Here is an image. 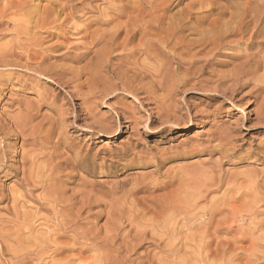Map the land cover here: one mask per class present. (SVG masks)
I'll list each match as a JSON object with an SVG mask.
<instances>
[{
    "label": "rangeland",
    "instance_id": "374dc122",
    "mask_svg": "<svg viewBox=\"0 0 264 264\" xmlns=\"http://www.w3.org/2000/svg\"><path fill=\"white\" fill-rule=\"evenodd\" d=\"M112 1L0 0V264H264V91L246 82L231 95L229 84L204 81L206 75L193 81H202L194 90L191 82L158 91V100L140 92L93 93L83 85L87 76H78L85 61L75 56L96 29L115 25L101 26L121 11L113 4L135 0H114V11ZM146 1L170 5L157 16L190 14V26L208 7L224 12L200 28L226 20L230 5L245 2ZM49 17L57 22L42 27ZM246 37L231 39L237 42L208 71L223 75L237 63L229 57L255 51ZM170 194L181 195L175 211L186 209L187 221L162 210ZM166 228L177 229L176 239L150 235Z\"/></svg>",
    "mask_w": 264,
    "mask_h": 264
},
{
    "label": "bare ground",
    "instance_id": "6f19581e",
    "mask_svg": "<svg viewBox=\"0 0 264 264\" xmlns=\"http://www.w3.org/2000/svg\"><path fill=\"white\" fill-rule=\"evenodd\" d=\"M119 1H121V0H119ZM256 1L255 0H254V2L252 0H249V1L245 0V2L240 1L241 4L239 2V3H237L238 5L231 3L234 5L228 4V5H230L228 8H227L228 5H226L225 8H227L228 12H230L231 10H234V13L233 12L229 13V17L227 19L225 16L226 20L218 19L221 16L216 17L215 20H210L209 24L206 27L204 26L205 28L204 27L200 28L198 24L202 23L204 21V19L208 18L209 16H211V15L213 16V13H215V10L209 9V7H208V13L204 14L202 16V18H200V19H194L195 22L190 26V25H187L191 20L190 14L188 16L186 15L187 16L186 17L183 13H181L185 17H183V18L181 17L180 19L174 18V17H176V12H175V15L173 13L174 17H171V18H165L164 15H158V16L156 15L157 13H159L161 11L165 12L169 9L170 5H166L167 2L160 3V1H159L158 3H160V4H157V2L154 3L152 1L135 0L134 2L131 1V3L129 5L127 3V5H125V6L124 5L120 6L121 4L120 5L113 4V5L117 6V8L119 6L121 11H119V13L117 12V14L115 13L114 17L110 16L111 18L109 20H107L106 22H104L101 26H103L104 24L109 25L111 23H115V25L113 27L109 26V27H111V29H108V30L106 29V30L99 31V29L98 30L96 29V31L91 33V35L89 37L87 36L88 34L85 35L88 38H90L89 42L86 44L84 43V47H83L84 51L82 52V54L75 56V59L80 60L81 62L85 61L84 65L81 66L80 68H78V73H79L78 76H80V75L87 76L84 80L83 85H87L89 88H91L93 93L95 92V93H101V94H104V93L112 94V93H115L117 90H120L121 92H130L132 94L134 92H138V93L140 92V93L147 94L149 97H152V99L155 98V94L157 95L158 91L159 92L165 91L168 94L171 91L172 87H176V88L183 87L184 88L188 85L190 86L191 82H193L194 80H198L201 77L204 78V76H206V75L209 77V79H204V81L214 82L217 86H219L221 84H224V85L229 84L227 86L226 91L231 95L236 92V88L241 87L242 85H245L246 82L247 83L248 82L254 83V86L258 91H264V49H263V46H264V2H256ZM113 2H114V0L112 2H108L110 4V5L109 4L108 5L111 6V9H113L112 4H111ZM121 2L125 3L123 0ZM128 2H130V1H128ZM104 4H105V1H104ZM189 4H187L188 10H189V7L192 8V6H189ZM211 4L215 5V3L214 4L211 3ZM207 5L209 6L210 3H208ZM109 6H108V10H109ZM184 6H186V5H184ZM213 7L211 6V8H213ZM119 8H118V10H119ZM102 9H104V6ZM203 9H204V7H203ZM205 9L207 10V7ZM183 10H185V9H182V12H183ZM218 10H219V8H218ZM113 11H114V9H113ZM115 11H117V9ZM127 11H131V13H134L136 15L132 16V17L130 15L127 16L126 15V14H128ZM205 11H204V13H205ZM106 12H109V11H106ZM177 12H179V10ZM190 12H191V10H190ZM185 13L188 14L189 12L187 13V11H186ZM160 14H162V13H160ZM223 14H224V12H222V11L220 13H215V15H223ZM191 15H192V13H191ZM178 16H180V15H178ZM124 17L127 18V20L125 19V22L121 23L122 21L120 22V19H122ZM101 18H103V17H101ZM193 18H195V17H193ZM99 19L100 18H98V20ZM103 20L105 21V18ZM54 22L56 23L57 20L55 21L54 19H50V17H49V19L42 21V23H40V24L42 27H44L45 25H47V26L52 25L53 26ZM90 23H92V22H90ZM90 23H89V25H90ZM95 23L96 22H94V24ZM87 25H88V23H87ZM87 25H86V28L88 27ZM83 26H85V25H83ZM98 26H96V27L99 28L100 26L99 27ZM89 27H91V26H89ZM185 32H187V35L184 34ZM122 34H124V37L121 40L120 37L122 36ZM159 34L160 35L165 34V36L164 37L162 36L163 38H161V37H159L160 36ZM190 35H195V37H197V38L186 40L187 39L186 37L190 36ZM138 36L140 39H138V41H137L136 38ZM157 36L159 38H161V40H160L161 42L158 41L159 39ZM246 36L248 37V40H251V46L250 47H252V48L255 47V51L248 53L247 50H245L248 54L247 53L244 54L245 53V51H244V53H243L244 55H239L237 53L238 56L229 57V59L231 61L229 63L233 64L234 61L235 62L237 61V63H235L232 66V68L227 73H225L223 75H215L216 73L214 74L213 72L208 71L209 66L211 67L212 65H214L213 61H214V58L216 57V55L217 54L220 55L221 50H223V49L225 50L226 48H230L229 45L232 44V42H234V43L237 42V40H235V39H234V41H230L231 39L233 40V38L239 37V40H242V39L244 40V38ZM83 38H85V37H83ZM255 38H257V42L252 41ZM258 38H259V40L261 38L262 41H258ZM119 39L121 41L118 43ZM133 41H137V43H139V44H136V46L130 45V44H133L132 43ZM81 43L83 45V42H81ZM170 44H172V45L169 48V50L167 51L166 48ZM118 49H121V54L120 55H118V54L114 55V53ZM165 51H167V52H165ZM117 52L119 53V51H117ZM28 59H29V57H28ZM113 59H116L117 62L114 64H111L113 62L112 61ZM149 61H153L154 65L152 63H150V64H152V65H150L148 63ZM4 63H6V62H4ZM172 64L174 65L172 67L173 69L170 68L172 66ZM4 65H2V66H4ZM4 67H6V66H4ZM41 71H42V72H40L41 74H43V73L47 74L48 73L45 70H41ZM76 74H77V72H76ZM213 77H215L216 79L213 80L214 79ZM165 80H167V83L168 82L170 83V85L168 86L169 88L166 86L164 87V83H166ZM95 81H96V83H95ZM109 81H111V83ZM199 81H196L195 83L193 82L194 84L191 85V88L193 90L196 87V85L201 84L202 81L201 80H199ZM80 85H82V82ZM99 86L100 87L102 86V88L100 89ZM175 90H177V89H175ZM163 95L165 97V94H162V97H163ZM162 97H160V99ZM156 100H158V98ZM161 103H159L160 106H161ZM162 105H164V102ZM161 111L163 112L164 109ZM26 115H28V114H26ZM18 117L21 118V116H18ZM9 118H11V117H9ZM15 119L18 120L17 118H15ZM15 119H14V121H16ZM22 119H24V118H22ZM25 119H26V117H25ZM16 122L20 123L19 121H16ZM191 128H192V126L189 125V126L185 127L184 129L180 128V130L181 131H189V130H191ZM38 183H42V182H37V184ZM178 188H177V190H178ZM179 193H176V194L179 195ZM181 193H182L181 195H183V191H181ZM176 194H175V196H176ZM171 195L172 194H170V196H168V197L171 198ZM173 195H172L173 198H171L168 203H164V204L162 203L164 205V206H161L162 210L165 211V213L171 212L172 215L175 213V214H181V217L183 216V214H185L184 217L187 216L186 215V213H187L186 209H185L186 212H183L182 208L177 207V208H179V211L180 210L181 211H180V213H179V211L178 212L175 211V210H177L175 207V202L181 203L182 201H178L181 199V195L179 197L180 199H178V197H175ZM184 195H185V192H184ZM131 196H132V194H131ZM89 197H87V198H89ZM263 198H261V200L259 198L258 199H259V201H262ZM183 199H184V197H183ZM254 200H256V199H254ZM167 201H168V199H167ZM253 201H252V203H254ZM79 202H80V200H79ZM180 203L177 205L181 206ZM249 208H250V206H249ZM160 212H162V211L160 210ZM181 212H183V213H181ZM163 213H161V214L164 215L165 217H167V214L165 215ZM171 214H170V216H171ZM170 216H169V219H170ZM176 217H178V216H176ZM179 217H180V215H179ZM160 218H158V220ZM162 218H163V216H162ZM188 218L185 217L184 221ZM166 219H167V221H169L168 218H166ZM177 219H179V218H177ZM171 221H169V222H171ZM160 222H162V221H160ZM169 222L167 223L168 225L171 224V223L169 224ZM156 224H157V222H156ZM164 224H166V223H164ZM154 226H157V225H154ZM161 226H163V224ZM164 227H165V225H164ZM167 227H169V226H167ZM167 229L168 228H166L163 231L164 233L162 232V234H160V235H155V233H153L154 235L153 234H150V235H152V237L154 236V238L156 236L159 241H163V240L168 241V240H170L171 237L175 236L174 230H177V229H174V230L169 229L166 232ZM144 231H146V229ZM147 233L148 232H146V233L142 232L140 237H145L146 235H148ZM137 234L138 233H136L135 235L137 237H139ZM177 234L179 235V233H177ZM176 237H174V238L176 239ZM173 239H172V241H173ZM138 240H139V243H142L144 241V239L142 241V239H139V238H138ZM153 241H156V240L153 239ZM144 243H145V241H144ZM167 243H166V245H167ZM173 245L174 244H172V246ZM203 245L204 244L202 243V248L204 249ZM208 245H209V243H208ZM59 246H61V245H59ZM205 246H206V243H205ZM55 247L57 248L58 246H55ZM200 247H199V249H200ZM39 249H41V248H39ZM173 249H174V247L171 248V246H170V249H168V250L170 252H172ZM203 249H201V250H203ZM54 250H56V249H54ZM57 250H60V249H57ZM164 251H166V250H163V252ZM210 252H209V255H210ZM213 252L215 253V251H213ZM213 252H211V253H213ZM55 253H57V252H55ZM216 253L219 254L218 250ZM201 255H203V254H201ZM207 255H208V252H207V254L205 252V254L202 257L204 258ZM155 256L156 255H153V258ZM218 257H219V255L217 256V258ZM156 259H157V257H156ZM157 262H159V264H161L162 261H161V259H159V260H157ZM150 263H152V262H150Z\"/></svg>",
    "mask_w": 264,
    "mask_h": 264
}]
</instances>
